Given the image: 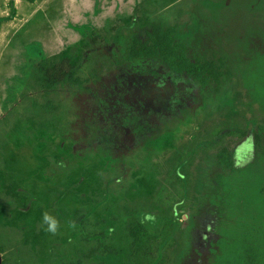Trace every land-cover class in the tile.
<instances>
[{
  "label": "rangeland",
  "instance_id": "rangeland-1",
  "mask_svg": "<svg viewBox=\"0 0 264 264\" xmlns=\"http://www.w3.org/2000/svg\"><path fill=\"white\" fill-rule=\"evenodd\" d=\"M155 26L231 83L127 61ZM134 223L146 264H224L218 241L264 263V0H0V264H137Z\"/></svg>",
  "mask_w": 264,
  "mask_h": 264
},
{
  "label": "trees",
  "instance_id": "trees-1",
  "mask_svg": "<svg viewBox=\"0 0 264 264\" xmlns=\"http://www.w3.org/2000/svg\"><path fill=\"white\" fill-rule=\"evenodd\" d=\"M126 60L132 62H159L169 72L177 76H185L201 88L210 85H226L231 83L233 78V70L226 59L215 57L189 58L186 55L185 46L174 40L172 32L164 30L160 26L153 27L143 41L133 38L126 52ZM58 78L62 81H65L66 78L71 80V75H46L42 77L40 82H44L46 87L50 88L57 82L56 79ZM73 81L76 82V80ZM218 164L226 169L232 168V160L228 150L223 149L219 153ZM82 232L87 243L93 239L97 243V247L89 251L87 259L96 252L110 256L117 254L115 250L105 244L102 234L95 233L92 235L84 227H82ZM126 232L137 264H146L152 245L150 228L142 223H134L127 228ZM217 245V252L221 253V256L217 257V262L223 263L222 258L225 257L224 264H233L231 262H234V264H264L259 263L257 256L252 254L249 249L237 247L231 250L230 254H224L222 252L224 248L221 247L219 241ZM69 264H85V262L77 260Z\"/></svg>",
  "mask_w": 264,
  "mask_h": 264
},
{
  "label": "clouds",
  "instance_id": "clouds-1",
  "mask_svg": "<svg viewBox=\"0 0 264 264\" xmlns=\"http://www.w3.org/2000/svg\"><path fill=\"white\" fill-rule=\"evenodd\" d=\"M44 225H46L44 230L51 233L52 235H56L60 228L59 220L48 212H44L42 214V226ZM67 225L69 228H75V221L68 220Z\"/></svg>",
  "mask_w": 264,
  "mask_h": 264
}]
</instances>
